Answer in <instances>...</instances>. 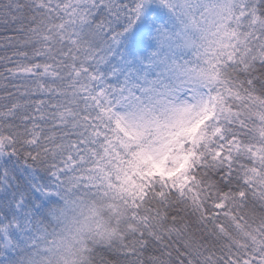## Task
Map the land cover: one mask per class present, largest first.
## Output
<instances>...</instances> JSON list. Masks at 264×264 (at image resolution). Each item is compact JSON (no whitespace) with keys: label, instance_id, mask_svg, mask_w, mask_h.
Instances as JSON below:
<instances>
[{"label":"snow or ice","instance_id":"obj_1","mask_svg":"<svg viewBox=\"0 0 264 264\" xmlns=\"http://www.w3.org/2000/svg\"><path fill=\"white\" fill-rule=\"evenodd\" d=\"M144 2L0 0L6 33L0 36V155L22 153L80 189L90 186L96 165H105L115 190L103 197L123 227L93 241L95 264H248L246 253L217 250L209 238L223 227L221 200L251 198L264 207V190L242 179L250 157L241 147L245 95L264 88V0H235L231 52L222 59L223 78L213 74L214 85L195 93L183 87L180 61L172 62L169 82L152 90L162 105L152 131L141 136L140 126L118 114L132 92L108 85L98 71L104 49L97 41L106 29L115 41L119 33L110 24L125 14L131 25ZM165 2L178 17V0ZM105 11L111 19L94 23V13ZM179 92L187 94L182 101ZM206 108L216 114L206 122L207 136L194 144L181 132ZM115 121L132 139L119 158L105 153ZM189 151L184 171L167 174ZM161 160L163 173L153 168Z\"/></svg>","mask_w":264,"mask_h":264},{"label":"trees","instance_id":"obj_2","mask_svg":"<svg viewBox=\"0 0 264 264\" xmlns=\"http://www.w3.org/2000/svg\"><path fill=\"white\" fill-rule=\"evenodd\" d=\"M132 2L121 0L122 4ZM105 19H111L106 11L98 15L94 13V23ZM110 28L119 33L118 38L112 41L113 32L106 29V34L102 33L97 41V45L104 49V58L98 65V71L104 79L109 76L104 64L106 58L111 66L117 63L122 69H132L134 76L139 72L145 74L150 70H161L163 67L159 69V61L162 59V40L171 44L166 51L172 61L189 58L178 42L180 21L165 0H145L141 14L131 25L128 16L122 14L110 24ZM5 34L0 31V36ZM217 67L220 72L215 74L216 79H222L221 64ZM212 112L214 116L216 113L213 108ZM241 118L246 124L242 130L241 147L250 157L244 161L245 170L242 171L245 174L242 179L252 189L264 190V88L257 85L255 91L245 95ZM116 129L114 123V135L112 141L107 143L105 153L119 158V150L127 146L124 143L117 144L118 137L121 139L124 136L122 132L116 134ZM207 134L204 123L193 143L199 142ZM10 155L14 154L7 152L0 155V264H33L29 257L33 256L32 253L44 236L54 230V221L50 215L52 206L62 204L70 194L86 192L103 197L104 191L115 190V186L110 179L112 174L103 163L95 166V177L90 180V186L80 189L60 183L45 163L33 162L18 155L13 158ZM218 207L222 209L223 227L209 238V242L217 250L223 247L227 251L231 247L233 252L239 250L246 253L248 264L257 261L264 264V255H258L264 249V207L251 198L242 204L238 199L231 200L230 197L221 200Z\"/></svg>","mask_w":264,"mask_h":264},{"label":"clouds","instance_id":"obj_3","mask_svg":"<svg viewBox=\"0 0 264 264\" xmlns=\"http://www.w3.org/2000/svg\"><path fill=\"white\" fill-rule=\"evenodd\" d=\"M234 2L178 0V42L189 57L180 61L176 69L179 78L185 81L183 87L203 91L215 84L213 74L220 72L217 65L222 63L232 46ZM186 95V92H179L178 99L182 101ZM161 107L157 103V94L146 90L139 99L129 93L118 111L130 127H137L149 115L144 109L158 113ZM50 215L54 230L46 237L33 264H95L93 241L110 239L123 227L117 223L104 197L86 192L68 195L62 204L52 206Z\"/></svg>","mask_w":264,"mask_h":264},{"label":"rangeland","instance_id":"obj_4","mask_svg":"<svg viewBox=\"0 0 264 264\" xmlns=\"http://www.w3.org/2000/svg\"><path fill=\"white\" fill-rule=\"evenodd\" d=\"M156 1L162 2L163 0H156ZM161 43H162V47H163L162 59L160 58L161 60L159 61L160 62L159 63L160 68L159 69H161V67H163L161 70H159L157 72L154 70H150V71H147L145 74H144V72H139L138 75L134 76V71L132 69H127V68L122 69V66L118 65L117 63L114 64L113 66H111V64L108 61V58H106V61L104 62V64H105V67L107 68V70L109 72V76L107 79H104V81L108 85H110L114 88H117V89H119L121 87L129 89L136 96H141V94L144 93L146 90L152 91L153 89L162 88V86L164 84L168 83L169 80L171 79L172 71H171L170 65L172 64L173 61L167 55L168 52L166 51L168 49L167 46L170 47L171 44L168 41L163 42V40L161 41ZM114 68H116V69H114ZM165 70H166V73L163 74L165 72ZM199 91H200L199 89L193 90L194 93L199 92ZM143 111L146 113H149V115L147 116L146 119H144L143 123L140 125V129H141L140 135L141 136L148 135L151 133L152 129H151V123L150 122L155 115V113L151 112V109H149V108H146ZM118 114L120 116H123V115H121V113L119 111H118ZM212 117H213L212 108H206L200 114L199 118L195 120L194 124H192L190 127L184 129L181 132V136L193 143V141L195 140V138L197 137V135L199 133L200 127L204 123L209 121ZM114 123L117 127V129L115 131L116 134H120L122 132L123 136H124V137H121V139L118 137L117 144L121 145L124 143V144H126V146L128 148L130 146V144L132 143V139L130 138L129 131L119 121H115ZM180 147L182 148L183 144H181ZM169 150L172 151V149H169ZM14 155H18L21 158H25V156L22 153L14 154ZM14 155H10V156H12L14 158ZM191 157H192V153L181 152L176 157V159L179 161L178 166L175 169L169 171L167 174L177 175V174L182 173ZM153 168H154V170H156L158 172H162V173L165 172L164 161L161 160L157 163H154ZM20 172L24 176L23 172L22 171H20ZM53 176H55V175L53 174ZM56 177L57 176H55V178ZM183 182L187 183L186 177H183ZM48 235L44 236L42 241L38 244V246L35 248L34 252L32 253L33 256L29 257L31 261L34 260L37 253L42 251L43 244H44L45 239Z\"/></svg>","mask_w":264,"mask_h":264}]
</instances>
